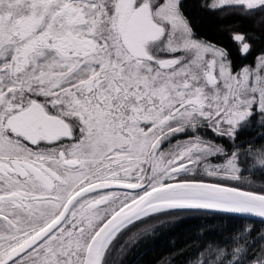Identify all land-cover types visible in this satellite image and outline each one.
<instances>
[{"label":"snow or ice","instance_id":"1","mask_svg":"<svg viewBox=\"0 0 264 264\" xmlns=\"http://www.w3.org/2000/svg\"><path fill=\"white\" fill-rule=\"evenodd\" d=\"M206 7L251 18L264 0ZM230 55L183 0H0V264H115L173 212L264 224V188L226 183L250 184L249 161L264 176V145H235L264 129V50L238 71ZM196 251L192 264H264V228L221 229Z\"/></svg>","mask_w":264,"mask_h":264},{"label":"trees","instance_id":"2","mask_svg":"<svg viewBox=\"0 0 264 264\" xmlns=\"http://www.w3.org/2000/svg\"><path fill=\"white\" fill-rule=\"evenodd\" d=\"M183 10L190 18L192 26L198 37L205 38L216 43L218 46L229 50L230 58L233 61L234 70L251 64L254 57L264 50V25L257 26V21L264 13H257L251 18L240 15L225 13L224 11H210L205 4V0H183ZM234 32L245 33L252 43V52L247 57H241L238 46L231 39ZM256 37V39H252ZM264 129L260 128L256 122L239 133L235 145H243L240 151L243 153L254 142L259 148L264 145V138L261 137ZM220 142V141H217ZM233 150L231 142L227 148ZM222 159V158H220ZM245 157L242 155L241 160ZM215 160V159H214ZM243 168L244 165L242 164ZM249 170L243 171L242 176L248 177L252 182L247 181L243 185L240 182L228 181L229 186H242L249 190H261L264 188V176L259 173L254 174V168L249 161ZM209 182H214V178L204 177ZM152 227L143 234L134 245H131L123 256L113 254L115 264H192L199 253L197 247L202 243L210 242L218 237L221 229L229 230L240 226L242 223H255L257 229L264 228L259 220H242L238 216L225 214H215L200 211L173 212L168 215H160L157 219L146 221ZM141 225H136V228ZM136 228L130 229L116 243L118 249L124 242L127 235ZM255 235V234H254Z\"/></svg>","mask_w":264,"mask_h":264},{"label":"water","instance_id":"3","mask_svg":"<svg viewBox=\"0 0 264 264\" xmlns=\"http://www.w3.org/2000/svg\"><path fill=\"white\" fill-rule=\"evenodd\" d=\"M191 211H200V212H207V213H215V212H212V211H209V210H191ZM215 214H222V213H215ZM225 215L236 216V215H232V214H225ZM249 219L259 220L260 221V218H258V217H251Z\"/></svg>","mask_w":264,"mask_h":264},{"label":"rangeland","instance_id":"4","mask_svg":"<svg viewBox=\"0 0 264 264\" xmlns=\"http://www.w3.org/2000/svg\"><path fill=\"white\" fill-rule=\"evenodd\" d=\"M212 2V0H205V4L208 5ZM183 138V137H181ZM167 146V145H166ZM223 162V158L222 159H215L213 160V163H222Z\"/></svg>","mask_w":264,"mask_h":264},{"label":"flooded vegetation","instance_id":"5","mask_svg":"<svg viewBox=\"0 0 264 264\" xmlns=\"http://www.w3.org/2000/svg\"><path fill=\"white\" fill-rule=\"evenodd\" d=\"M181 138V137H180Z\"/></svg>","mask_w":264,"mask_h":264}]
</instances>
